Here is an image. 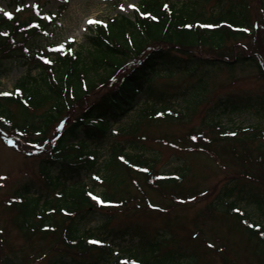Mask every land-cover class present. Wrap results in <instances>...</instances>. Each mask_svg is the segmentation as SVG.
<instances>
[{
    "label": "trees",
    "instance_id": "trees-1",
    "mask_svg": "<svg viewBox=\"0 0 264 264\" xmlns=\"http://www.w3.org/2000/svg\"><path fill=\"white\" fill-rule=\"evenodd\" d=\"M210 1L138 0L132 19L116 14L108 16L104 23H93L84 41L74 48L72 41L61 44L60 48L55 47L57 44L33 46V39L46 33L50 23L36 9H29L25 16H21L22 10H27L23 6L21 10L16 8L11 17L0 14V75L7 72L3 61L11 58L21 65L32 63L39 68L30 80L22 79L15 84V93L0 94V130L23 138L31 144V149L34 146L42 149L37 164L38 179H28L14 191L23 199L14 203L13 222L22 238L29 240L34 236L48 243L45 264H104L105 261L107 264H190L188 256L193 257L192 264L197 263L198 253L186 249L185 237L175 238L169 227L163 230L149 228L143 222L116 221L117 208L130 198V186L139 192L132 194L138 196L135 202L139 207L143 203L161 213L185 200L182 180L188 167L174 173H154L153 164L132 137L127 142L110 144L100 163L97 149L112 133L113 125L136 108L138 119L120 128V133L133 136L137 123L170 120L171 101L188 92L195 93L187 98L186 110H194L203 99L198 94L206 89L207 76L214 69L246 65L255 68L264 79V66L259 58L262 55L256 49L259 43L256 29L260 21L264 22V1L259 0L262 19L256 17V22L251 18L249 0H214L215 5L208 8ZM17 2L14 0L18 7ZM176 72L197 78L185 86L169 83L173 81L158 84ZM112 77L115 79L107 84ZM44 102H49V106L38 113ZM11 104L17 106L15 111ZM242 106L264 109V95L220 97L210 106L211 114L203 117L202 125L194 130L200 140L172 136L163 140L216 155L222 166L227 161L234 165V171L219 186L207 210L217 209L224 201V215L245 233L248 254L262 264L264 225L246 224L247 215L235 207L243 202L259 211L264 209V187L254 183L262 174L251 170L252 159H256L255 164L264 160V128L228 125L218 119L220 114L230 115ZM65 109L69 110L70 118L54 139L48 140L47 128ZM128 145L130 149L126 150ZM90 174L98 176L103 184L96 196L108 203L94 199L93 190L83 180ZM147 186L170 200L161 205L152 203ZM190 187L192 192L197 190ZM89 192L93 195L89 196ZM93 219L98 222L95 230L87 226ZM175 223L178 222L166 224ZM193 233L195 239H204L199 230ZM104 234L120 240L136 238L140 250L117 254ZM94 236L102 242H94L91 239ZM204 242L208 251L226 250V242L222 243L223 250L222 246L214 248L208 240ZM164 247L167 249L159 253ZM45 252L42 248L38 250ZM219 255L226 264L227 257L223 253ZM0 261L30 263L29 259L9 253H4Z\"/></svg>",
    "mask_w": 264,
    "mask_h": 264
},
{
    "label": "rangeland",
    "instance_id": "rangeland-1",
    "mask_svg": "<svg viewBox=\"0 0 264 264\" xmlns=\"http://www.w3.org/2000/svg\"><path fill=\"white\" fill-rule=\"evenodd\" d=\"M182 1V0H175ZM264 1V0H263ZM13 0H0V13L7 12L8 9L14 10L9 6ZM24 6L30 9L32 6H37L38 11L43 16L50 17V23L47 25V33L40 35L33 39L34 45L46 46L47 44H60L67 43L73 40V48L77 47L84 41L85 35L90 32L89 28L92 23H89V18L96 21L106 20L108 16L116 14H125L132 18L133 10L135 8L129 5H137L138 0H21ZM250 13L252 21L259 18L261 11L259 9V0H249ZM124 7L121 8L120 5ZM215 5L214 0L208 4V8ZM29 11L24 10L21 16H25ZM256 22V21H255ZM73 37V39H69ZM256 40L259 42L256 49L261 53L262 65L264 66V22L260 21L256 29ZM3 66L7 72L0 75V93H9L13 90L15 84L22 79H29L31 76L38 74V67H34L32 63L28 65H21L16 59L11 58L3 61ZM197 78V75L187 77L184 74L176 72L170 76L169 79L159 82L162 85L164 82L175 83L181 86L190 84ZM115 77H112L110 84ZM167 83V84H169ZM14 93V92H13ZM195 92H188L185 95H180L171 101L173 113L170 120L158 119L152 123L145 125L144 123H137V130L133 136H127L123 132H119L120 128L131 124L138 119V108L128 112L118 123L112 127V133L108 135L99 144V163L108 154L110 144L121 141L127 142L128 138L137 140L139 150L144 153L148 161L153 164V172H162L164 174L174 173L180 171L181 168L188 167L185 177H183L182 184L186 189V199L175 203L171 209L164 212L159 210L150 209L147 205L139 207V203L135 202L139 195L137 188L130 186V198L116 211V221L126 222H143V225L149 228H163L171 230L175 238H184L185 248L193 249L196 251L197 263L196 264H223L219 253H223L227 257L226 264H258L255 258L248 254L247 241L245 233L241 229L232 225L233 219L224 215V208L226 206L223 201L217 209L207 210L208 203L213 199L215 192L219 186L233 172L235 167L227 161L225 166L218 163L217 156H210L201 151H192L189 147L175 146L163 140L165 136L182 137H195L197 140L200 138L195 135V128L202 125L203 117H208L211 114L210 106L220 97L224 96H238V95H264V79L260 78L257 70L253 67L246 65H235L233 68H218L210 71L207 76L206 89L199 92L198 97H201L199 104L192 111L186 110L187 98H191ZM49 106V102H44L37 110L38 113L42 112ZM16 105L11 104L10 108L16 110ZM69 111V110H68ZM63 111L59 116L49 125L46 131V138L53 140L61 124L65 123L70 118L69 112ZM224 124H250L264 128V109L260 108H246L240 107V110L229 114H220L218 117ZM12 133H4L0 131V258L4 253H9L12 256L19 258L29 259V264H45L46 257L49 256L47 245L38 237L32 236L31 239L26 240L18 233L13 219L16 216V208L13 200L14 189L19 184L28 179H38V158L42 155V149L34 146L31 150V144L26 142L23 138L17 135H12L15 139L14 144L9 143L4 138ZM129 150V145L126 150ZM38 150V151H37ZM252 167L255 173L256 170L260 171L262 177L256 183L259 187H264V160L259 164L256 159H252ZM250 164L247 168L250 169ZM98 176L86 175L83 180L86 181L88 188L93 192L99 193L103 184L97 179ZM154 179V178H153ZM190 186H195L196 191L192 192ZM147 196L152 203L166 204L169 196H161L156 190L148 188ZM55 193V192H54ZM132 196V197H131ZM55 195L53 197V200ZM139 204V205H138ZM223 204V205H222ZM239 211H243L247 215L246 224H254L261 222L264 224V209L259 211L253 205L241 202L239 204ZM202 213L203 216L199 217L198 214ZM231 213V212H230ZM232 214V213H231ZM178 222L177 224L169 225L166 223ZM98 222L96 219L90 221L87 225L91 230H95V225ZM91 224V225H90ZM86 226V227H87ZM193 230H199L203 237L209 242L213 243L214 248L224 249L222 243L226 242V250L216 252L218 249H206L202 244H205L202 237L196 238ZM171 232L168 234L171 235ZM103 236H106L105 234ZM107 241H111L112 248L121 253L127 254L128 250L133 249L139 251L140 248L137 244L136 238L126 237L125 239L112 238L106 236ZM166 246H169L167 244ZM46 250L45 253H38V250ZM211 248V247H210ZM167 248H162L159 253ZM235 250V252H234ZM235 255H234V254ZM190 264L194 263L193 257H187ZM0 264L1 261H0ZM104 264H107L105 261ZM264 264V262L262 263Z\"/></svg>",
    "mask_w": 264,
    "mask_h": 264
},
{
    "label": "snow or ice",
    "instance_id": "snow-or-ice-1",
    "mask_svg": "<svg viewBox=\"0 0 264 264\" xmlns=\"http://www.w3.org/2000/svg\"><path fill=\"white\" fill-rule=\"evenodd\" d=\"M129 6L132 7V8H136V7H137L135 4H131V5H129ZM120 7L123 8L124 5L121 4ZM164 7H168V5L165 4ZM142 14H143V15H150L149 13H142ZM5 15L8 16V17H11V16L13 15V13H12V12H5ZM93 22H95V21L93 20V18H89V23H93ZM5 35H7V34L5 33ZM69 39H73V37H69ZM55 47L60 48V47H63V45H61V44H57V45H55ZM42 59H47V57H42ZM17 91H19V89H17ZM0 94L7 95L8 93H0ZM0 119H2V117H0ZM193 139H195V137H193ZM8 142H9V143H12L11 140H9ZM120 159L123 160L124 157L122 156V157H120ZM133 166L135 167V165H133ZM97 179H99V177H97ZM88 195H89V196H92L93 194H92L91 192H89ZM94 199H95L97 202H99V203H108V201H103V200H101V198H100L99 196H95ZM178 199H180V198L178 197ZM261 234L264 235V233H261ZM95 242H96V243H101L102 241H95ZM133 264H136V262H133Z\"/></svg>",
    "mask_w": 264,
    "mask_h": 264
}]
</instances>
